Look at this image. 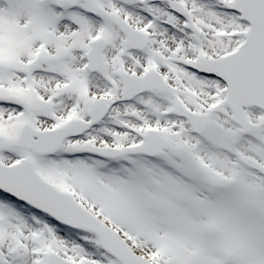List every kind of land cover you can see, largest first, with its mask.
I'll list each match as a JSON object with an SVG mask.
<instances>
[{
  "label": "snow or ice",
  "instance_id": "obj_1",
  "mask_svg": "<svg viewBox=\"0 0 264 264\" xmlns=\"http://www.w3.org/2000/svg\"><path fill=\"white\" fill-rule=\"evenodd\" d=\"M0 264H264V0H0Z\"/></svg>",
  "mask_w": 264,
  "mask_h": 264
}]
</instances>
